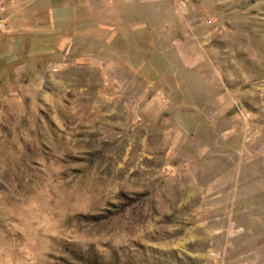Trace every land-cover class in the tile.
Segmentation results:
<instances>
[{"label":"rangeland","instance_id":"obj_1","mask_svg":"<svg viewBox=\"0 0 264 264\" xmlns=\"http://www.w3.org/2000/svg\"><path fill=\"white\" fill-rule=\"evenodd\" d=\"M133 1L83 61L0 0V264H264V0Z\"/></svg>","mask_w":264,"mask_h":264},{"label":"crops","instance_id":"obj_2","mask_svg":"<svg viewBox=\"0 0 264 264\" xmlns=\"http://www.w3.org/2000/svg\"><path fill=\"white\" fill-rule=\"evenodd\" d=\"M3 4L7 38L33 35L45 42L40 52L57 54L65 47L67 54L83 61L90 59L91 43L105 47L111 33L129 38L136 21L133 0H3ZM139 29L146 32L147 23Z\"/></svg>","mask_w":264,"mask_h":264}]
</instances>
